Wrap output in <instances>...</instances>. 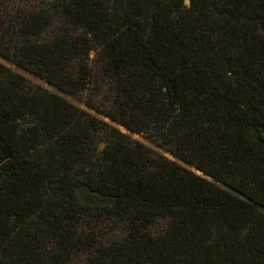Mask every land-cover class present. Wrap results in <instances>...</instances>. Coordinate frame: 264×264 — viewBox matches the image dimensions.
Listing matches in <instances>:
<instances>
[{
	"label": "trees",
	"instance_id": "16d2710c",
	"mask_svg": "<svg viewBox=\"0 0 264 264\" xmlns=\"http://www.w3.org/2000/svg\"><path fill=\"white\" fill-rule=\"evenodd\" d=\"M0 264H264V0H0Z\"/></svg>",
	"mask_w": 264,
	"mask_h": 264
},
{
	"label": "rangeland",
	"instance_id": "374dc122",
	"mask_svg": "<svg viewBox=\"0 0 264 264\" xmlns=\"http://www.w3.org/2000/svg\"><path fill=\"white\" fill-rule=\"evenodd\" d=\"M0 63L9 67L10 69L19 73L20 75H22L30 84L40 86V87H42V88H44L50 92L56 93V94L62 96L63 98H65L68 102L79 107L80 109L87 111L88 113L96 116L98 119H102V120L110 123L114 127H117L122 132L130 135L133 139L144 144L146 147H148L154 153L164 154L165 156L170 157L168 154H165L162 150H160L155 144H153L151 141L145 139L141 135L130 134L128 131H126L122 127L116 126L115 124L111 123L108 119L103 118L102 116L97 114L95 111L91 110L88 107V104H87L88 102L91 104L99 105L100 107H104V108L108 107L106 104V98L103 95H99L94 89L83 92L79 97H72V96L61 93L60 91H58L54 87L47 84L45 81H43V80L35 77L34 75L24 71L23 69L17 67L13 63L6 61L1 56H0Z\"/></svg>",
	"mask_w": 264,
	"mask_h": 264
}]
</instances>
